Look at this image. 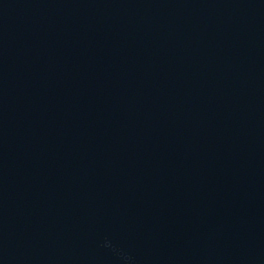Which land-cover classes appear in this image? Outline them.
<instances>
[{
	"label": "water",
	"instance_id": "obj_1",
	"mask_svg": "<svg viewBox=\"0 0 264 264\" xmlns=\"http://www.w3.org/2000/svg\"><path fill=\"white\" fill-rule=\"evenodd\" d=\"M0 264H264V0H0Z\"/></svg>",
	"mask_w": 264,
	"mask_h": 264
}]
</instances>
